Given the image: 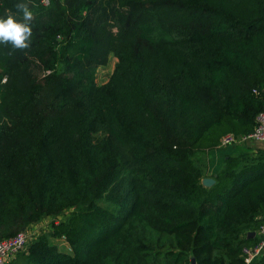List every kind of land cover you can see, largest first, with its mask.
Returning <instances> with one entry per match:
<instances>
[{"label":"trees","instance_id":"16d2710c","mask_svg":"<svg viewBox=\"0 0 264 264\" xmlns=\"http://www.w3.org/2000/svg\"><path fill=\"white\" fill-rule=\"evenodd\" d=\"M49 1L29 48L0 44V242L73 211L10 264H163L166 241L165 264H245L264 154L203 180L264 109V0Z\"/></svg>","mask_w":264,"mask_h":264},{"label":"built area","instance_id":"2783aa9c","mask_svg":"<svg viewBox=\"0 0 264 264\" xmlns=\"http://www.w3.org/2000/svg\"><path fill=\"white\" fill-rule=\"evenodd\" d=\"M43 5L49 6V0H43ZM257 93V92H255ZM250 143H264V109L256 118V126L248 134H225L220 141L219 148H228L232 146L245 145ZM65 215L53 218H45L40 223L34 225L26 231H23L15 237L4 239L0 242V264H10L18 255L26 252L29 245L40 235L51 231L53 224H59ZM259 238L254 245H248L243 248L242 256L245 264H254L264 256V223L256 232ZM65 239V238H64ZM61 244L71 250L67 240H60Z\"/></svg>","mask_w":264,"mask_h":264},{"label":"clouds","instance_id":"9594fccd","mask_svg":"<svg viewBox=\"0 0 264 264\" xmlns=\"http://www.w3.org/2000/svg\"><path fill=\"white\" fill-rule=\"evenodd\" d=\"M31 0H20L14 7L22 14V19H17L11 12L6 18H0V44H11L14 49H27L31 43L33 12L30 10Z\"/></svg>","mask_w":264,"mask_h":264},{"label":"crops","instance_id":"0c3cea01","mask_svg":"<svg viewBox=\"0 0 264 264\" xmlns=\"http://www.w3.org/2000/svg\"><path fill=\"white\" fill-rule=\"evenodd\" d=\"M262 153L264 154V143H250L247 145L246 144L238 145L228 148L218 147L215 150H213L211 154L208 156L207 166H206L207 168L206 178L212 179L214 181L212 176L219 172V170L224 165L226 159L229 158L230 156L232 157L239 154L248 155V156H258L259 154Z\"/></svg>","mask_w":264,"mask_h":264},{"label":"rangeland","instance_id":"374dc122","mask_svg":"<svg viewBox=\"0 0 264 264\" xmlns=\"http://www.w3.org/2000/svg\"><path fill=\"white\" fill-rule=\"evenodd\" d=\"M117 61H118L117 58L112 57L109 60V62H108V64L106 66H104V67L101 66V67L98 68V70H97V78H96L98 84L101 85L103 83L105 84V83L108 82V80L110 79L111 75L113 74V72L115 70V66H116ZM205 159H206V163H207L208 156H205ZM72 211L73 210H70V211L66 212L65 213L66 217H64L63 220L60 221V222L66 221L67 218L70 217V214L72 213ZM49 232H47V233H49ZM60 240H67V238H66V236H63L60 239H51L50 242L52 244H54V243L57 244L62 249H67V247H65L64 245L61 244ZM67 244L69 246L68 242H67ZM170 248H171V242L170 241H166L165 244H163L161 246V248L158 249L160 252H162V254L159 256V260H161V262L163 264L166 263L165 262V254H166L167 251L170 250ZM67 250L69 251L70 249L68 248ZM17 264H28V263L27 262L26 263L25 262H20V263H17Z\"/></svg>","mask_w":264,"mask_h":264},{"label":"water","instance_id":"95a60500","mask_svg":"<svg viewBox=\"0 0 264 264\" xmlns=\"http://www.w3.org/2000/svg\"><path fill=\"white\" fill-rule=\"evenodd\" d=\"M214 183V181L212 179L206 178L203 180V184L207 187H210L212 184ZM252 236L255 237L256 236V232H251L250 234H248V236ZM192 264H196V260L193 258L192 259Z\"/></svg>","mask_w":264,"mask_h":264}]
</instances>
